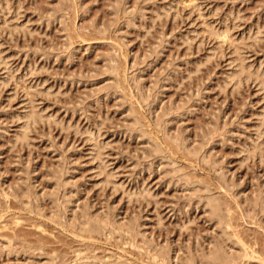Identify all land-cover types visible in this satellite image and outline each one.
Here are the masks:
<instances>
[{
    "label": "rangeland",
    "instance_id": "374dc122",
    "mask_svg": "<svg viewBox=\"0 0 264 264\" xmlns=\"http://www.w3.org/2000/svg\"><path fill=\"white\" fill-rule=\"evenodd\" d=\"M216 254L264 264V0H0V264Z\"/></svg>",
    "mask_w": 264,
    "mask_h": 264
},
{
    "label": "bare ground",
    "instance_id": "6f19581e",
    "mask_svg": "<svg viewBox=\"0 0 264 264\" xmlns=\"http://www.w3.org/2000/svg\"><path fill=\"white\" fill-rule=\"evenodd\" d=\"M212 207V206H211ZM215 207V206H214ZM216 208V207H215ZM217 209V208H216ZM215 209V211H216ZM218 214V213H217ZM217 216V215H216ZM221 251V250H220ZM154 254V253H153ZM159 257V256H158ZM206 258V257H205ZM213 261L215 262V264H228V259L226 257H223L219 254H216L213 256ZM232 259V258H231Z\"/></svg>",
    "mask_w": 264,
    "mask_h": 264
}]
</instances>
